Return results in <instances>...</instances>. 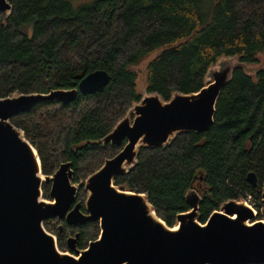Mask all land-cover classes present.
Returning <instances> with one entry per match:
<instances>
[{
	"label": "trees",
	"instance_id": "trees-1",
	"mask_svg": "<svg viewBox=\"0 0 264 264\" xmlns=\"http://www.w3.org/2000/svg\"><path fill=\"white\" fill-rule=\"evenodd\" d=\"M8 1L12 10L0 11V98L77 89L96 70L110 75L100 92H79L68 104L42 101L11 118L38 150L43 173L52 176L71 162L78 185L122 150L125 142L102 139L141 100L135 66L150 55L147 91L170 100L175 92L202 89L221 57L254 64L264 53V0ZM251 171L261 186L264 67L255 75L237 67L219 96L210 130L179 133L164 147L141 146L135 166L115 184L146 193L157 214L174 226L178 214L190 209L186 196L194 188L202 194L201 222L231 199L252 195L263 207L261 188L247 180ZM50 189L44 183L49 200ZM86 198L82 186L83 210ZM44 224L63 251L71 235L79 233L78 248L85 249L101 233L99 221L69 225L54 217Z\"/></svg>",
	"mask_w": 264,
	"mask_h": 264
},
{
	"label": "water",
	"instance_id": "water-1",
	"mask_svg": "<svg viewBox=\"0 0 264 264\" xmlns=\"http://www.w3.org/2000/svg\"><path fill=\"white\" fill-rule=\"evenodd\" d=\"M11 10L8 0H0L1 12ZM248 64L238 56H223L209 68L206 84L197 92H175L170 100L156 92L142 96L102 139L112 145L125 142L122 150L79 185L73 183L71 162L61 164L54 175H45L38 150L11 118L42 101L68 104L79 92H100L110 81L108 72H90L77 89L0 98V264H264V220H256L257 213L245 198L226 201L201 222L202 194L194 188L186 196L190 209L169 226L146 193L115 184L117 176L135 166L141 146L164 147L179 133L210 130L219 96L234 70L242 67L255 75L264 67L252 72ZM247 180L261 188L264 205V182L260 186L254 171ZM44 183H51V200L44 197ZM82 186L86 211L77 201ZM54 217L69 225L99 221L101 233L85 249L78 248L76 233L67 239L68 250L75 254L63 251L44 224ZM59 227L62 231L63 225Z\"/></svg>",
	"mask_w": 264,
	"mask_h": 264
},
{
	"label": "rangeland",
	"instance_id": "rangeland-1",
	"mask_svg": "<svg viewBox=\"0 0 264 264\" xmlns=\"http://www.w3.org/2000/svg\"><path fill=\"white\" fill-rule=\"evenodd\" d=\"M73 3L75 5H77V3H79L80 0H72ZM85 0H82L81 2H83ZM89 1V0H88ZM154 55V54H153ZM153 55H150L146 60H144L141 64H139L138 66H135V69L138 71V91L141 92L142 96H144L145 94L148 93L147 91V83H146V66H147V62L152 58ZM235 59V61L237 60L236 58H233ZM261 66H264V53H262L260 55V61L258 63H254V64H248L247 67L248 69H250L252 72H255L258 68H260ZM133 106V105H132ZM249 196V195H248ZM247 196V197H248ZM252 196V195H251ZM246 197V198H247ZM252 198L255 200V198L252 196ZM47 199V198H46ZM49 200V199H47ZM246 202L251 206L249 200H246ZM256 202V201H254ZM256 204H258L256 202ZM252 207V206H251ZM253 208V207H252ZM254 209V208H253ZM258 218H263L264 219V211L262 210L261 213L259 215H257L256 217V220ZM56 238L58 239L57 235H55ZM71 236H74V235H71ZM70 237V236H69ZM68 237V238H69ZM68 249V248H67ZM69 251L70 253H73L75 254L74 252L70 251V250H67Z\"/></svg>",
	"mask_w": 264,
	"mask_h": 264
},
{
	"label": "built area",
	"instance_id": "built-area-1",
	"mask_svg": "<svg viewBox=\"0 0 264 264\" xmlns=\"http://www.w3.org/2000/svg\"><path fill=\"white\" fill-rule=\"evenodd\" d=\"M246 200H249L251 206L254 208V210L256 211L257 215H259L261 213V211H264V206L263 207H259L256 202H254L255 200L252 198L251 195H249L247 198H245ZM257 220H264L263 218H258Z\"/></svg>",
	"mask_w": 264,
	"mask_h": 264
},
{
	"label": "flooded vegetation",
	"instance_id": "flooded-vegetation-1",
	"mask_svg": "<svg viewBox=\"0 0 264 264\" xmlns=\"http://www.w3.org/2000/svg\"><path fill=\"white\" fill-rule=\"evenodd\" d=\"M77 201H78V199H77ZM78 202H80V201H78ZM82 204V203H81ZM84 211H86V209L84 210ZM61 221H63V220H61ZM65 221V220H64Z\"/></svg>",
	"mask_w": 264,
	"mask_h": 264
}]
</instances>
